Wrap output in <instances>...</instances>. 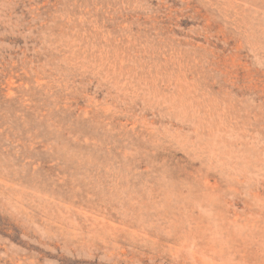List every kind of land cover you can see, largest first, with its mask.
<instances>
[{"label":"rangeland","instance_id":"obj_1","mask_svg":"<svg viewBox=\"0 0 264 264\" xmlns=\"http://www.w3.org/2000/svg\"><path fill=\"white\" fill-rule=\"evenodd\" d=\"M0 264H264V0H0Z\"/></svg>","mask_w":264,"mask_h":264}]
</instances>
